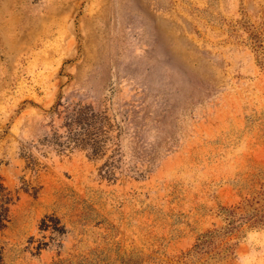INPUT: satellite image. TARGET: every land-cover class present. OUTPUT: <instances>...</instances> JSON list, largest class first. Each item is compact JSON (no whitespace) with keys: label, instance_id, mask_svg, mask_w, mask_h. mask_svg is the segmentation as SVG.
<instances>
[{"label":"rangeland","instance_id":"1","mask_svg":"<svg viewBox=\"0 0 264 264\" xmlns=\"http://www.w3.org/2000/svg\"><path fill=\"white\" fill-rule=\"evenodd\" d=\"M0 177L2 264H264V0H0Z\"/></svg>","mask_w":264,"mask_h":264},{"label":"trees","instance_id":"2","mask_svg":"<svg viewBox=\"0 0 264 264\" xmlns=\"http://www.w3.org/2000/svg\"><path fill=\"white\" fill-rule=\"evenodd\" d=\"M91 141L93 143L92 145L96 146L95 140L92 139ZM105 174L109 176L111 175V171L105 170ZM14 200L15 197L11 191L8 190L0 177V233L3 232L10 223V207L12 206ZM2 260L3 254L0 247V264H2Z\"/></svg>","mask_w":264,"mask_h":264}]
</instances>
